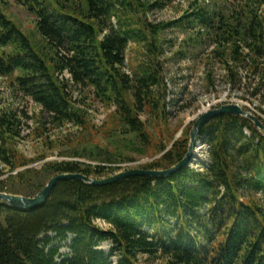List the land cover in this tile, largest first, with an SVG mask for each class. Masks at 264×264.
<instances>
[{"label": "trees", "instance_id": "16d2710c", "mask_svg": "<svg viewBox=\"0 0 264 264\" xmlns=\"http://www.w3.org/2000/svg\"><path fill=\"white\" fill-rule=\"evenodd\" d=\"M12 1L35 15L41 39L24 32L0 0V76L41 106L42 135L69 124L79 130L57 142L71 160L37 169L17 146L22 117L0 112L1 192L33 197L57 174L103 178L141 157L153 159L145 169L178 164L190 129L175 139L170 126L167 30L184 34L180 58L219 63L232 83L248 79L264 104V0H184L186 10L167 22L149 14L176 0ZM74 88L114 107L103 126L76 104ZM200 140L209 147L201 169L102 186L61 180L31 210L0 201V264H114L113 256L117 264H264V133L225 113L204 125ZM105 241L111 254L100 249Z\"/></svg>", "mask_w": 264, "mask_h": 264}, {"label": "rangeland", "instance_id": "374dc122", "mask_svg": "<svg viewBox=\"0 0 264 264\" xmlns=\"http://www.w3.org/2000/svg\"><path fill=\"white\" fill-rule=\"evenodd\" d=\"M3 6L9 17L24 32L36 37L37 40L41 39L37 32L34 14L12 0H6ZM186 8V1L176 0L170 6L151 12L149 18L155 22L171 21ZM164 38L168 41L163 57L165 60L164 77L168 86L167 111L171 114V129L175 133L177 132L175 139L181 137L185 129L191 130L195 120L201 115L226 104H238L264 120V104L260 103L259 96L252 95L251 82L248 79H244L242 84L232 83L227 77V70L224 66L217 62L203 60V55L198 58H180L177 52L181 49L180 44L184 39V34L181 32L167 30L164 33ZM126 71L130 73L128 67ZM242 74L245 77V72ZM64 75L66 78H71L68 72H65ZM73 99L78 106L88 110L90 119L97 127L103 126L110 112L114 110V107L107 108L97 101L89 88L85 90L74 88ZM10 109L16 110L22 117L21 136L17 139V146L27 158L35 159L30 167L40 169L48 161L71 160V158L60 155L61 149L57 142L65 134L75 133L79 128L69 124L62 130H50L42 135V130L38 129L44 121L41 106L19 92L8 78L0 76V112ZM143 118L146 119V116ZM43 155H46V158H41ZM152 160V158L141 157L135 162L122 163L118 171L106 177L128 169L141 168L142 165ZM208 161L209 147L199 140L194 160L190 166L201 169L206 166ZM98 223L104 228H108V225L102 220H99ZM112 247L111 241L100 244V249L107 254H111ZM62 253H69L67 242L62 243ZM112 259L114 264H117L118 257L113 256ZM141 261L143 262L144 259ZM161 262V260H153L147 264H162Z\"/></svg>", "mask_w": 264, "mask_h": 264}, {"label": "water", "instance_id": "95a60500", "mask_svg": "<svg viewBox=\"0 0 264 264\" xmlns=\"http://www.w3.org/2000/svg\"><path fill=\"white\" fill-rule=\"evenodd\" d=\"M225 113L247 117L248 119L254 122L255 126L260 131L264 133V122L260 120L259 117H257L256 115H254L253 113L238 104H226L220 108L209 110L208 112L201 115L197 120H195L193 127L190 130V143L188 151L185 157L173 167L163 170L132 168L105 178L90 177L83 173H61L52 177L48 184L37 195L33 197L0 191V201L13 208L31 210L44 204L50 197L54 187L61 180L81 179L92 185L102 186L116 183L118 181L133 176H148L154 178L161 176H169L191 165L195 157L196 148L200 140V132L202 128L211 118Z\"/></svg>", "mask_w": 264, "mask_h": 264}]
</instances>
